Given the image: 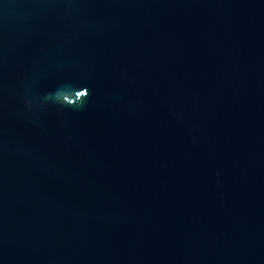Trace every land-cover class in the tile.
<instances>
[{
	"label": "water",
	"instance_id": "1",
	"mask_svg": "<svg viewBox=\"0 0 264 264\" xmlns=\"http://www.w3.org/2000/svg\"><path fill=\"white\" fill-rule=\"evenodd\" d=\"M0 264H264V0H0Z\"/></svg>",
	"mask_w": 264,
	"mask_h": 264
}]
</instances>
